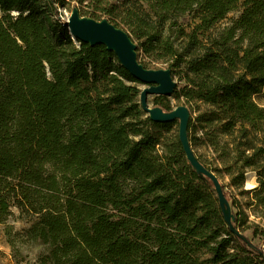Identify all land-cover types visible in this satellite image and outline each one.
Masks as SVG:
<instances>
[{
    "label": "trees",
    "instance_id": "obj_1",
    "mask_svg": "<svg viewBox=\"0 0 264 264\" xmlns=\"http://www.w3.org/2000/svg\"><path fill=\"white\" fill-rule=\"evenodd\" d=\"M74 6L126 30L144 66L171 70L172 96L198 110L193 151L213 153L198 160L241 194L256 171L247 205L264 215V0H0V223L17 208L39 264H264L252 241L264 228L221 184L245 238L230 230L178 121L151 120L115 54L71 37L58 17Z\"/></svg>",
    "mask_w": 264,
    "mask_h": 264
},
{
    "label": "water",
    "instance_id": "obj_2",
    "mask_svg": "<svg viewBox=\"0 0 264 264\" xmlns=\"http://www.w3.org/2000/svg\"><path fill=\"white\" fill-rule=\"evenodd\" d=\"M65 24L73 39L88 43L91 46L103 45L108 51L113 52L121 66L144 85L139 94V102L151 120L156 122L178 121V138L186 159L197 173L207 176L211 180L224 221L232 232L245 238L232 225L231 205L224 195L217 176L198 160L193 151L188 136L189 108L185 104H177L170 110H164L159 106L148 105L149 95L170 96L173 94L177 82L173 78L171 70L167 67L151 68L144 66L137 58L135 41L126 30L116 26L107 18L95 19L81 15L79 9L74 6Z\"/></svg>",
    "mask_w": 264,
    "mask_h": 264
},
{
    "label": "rangeland",
    "instance_id": "obj_3",
    "mask_svg": "<svg viewBox=\"0 0 264 264\" xmlns=\"http://www.w3.org/2000/svg\"><path fill=\"white\" fill-rule=\"evenodd\" d=\"M69 13L70 12L68 10L62 9L58 18L61 21H66ZM237 13V11H234L228 16H234ZM174 79L178 84H181V82L177 80L176 77H174ZM143 87V84L139 85L140 89H142ZM154 96L155 95L148 96L147 102L149 106L153 105ZM168 100L172 108L177 104H184L183 99H176L172 95L168 96ZM256 100L264 108V97L262 95L256 96ZM185 105L189 108L192 118H195L198 110L190 108V106L187 104ZM204 108L205 106H200V110ZM202 130L203 129L199 127L196 133L200 135L201 139L205 140L206 137L202 134ZM194 153L196 154L198 159H200V161H202L206 165H209L208 160L213 155L211 149L207 147H199L197 149L196 147H194ZM216 176L220 184L224 186V189L227 192L230 191L234 195V198L238 201V205H236V207H233L234 212L242 210L247 216L246 224H257L259 228H264V215L260 216V207L256 208V206L251 205V207L247 205V203L254 200L251 189L259 185L258 173L254 170L246 171L243 184V189L245 190V192H243L242 194L239 193V190L235 188L232 183H230L228 175H226L223 171ZM262 178L264 179V170L262 173ZM11 210L12 214L9 216L7 221L4 223H0V264H39V254L44 250V246L41 244L25 241V237L23 236V228H26L29 223L27 219L20 218L18 216L19 212L17 208L12 207ZM9 225L12 226V233L10 235V238L6 233V227ZM244 232L248 237L252 236L250 229H245ZM252 241L259 246L262 243L263 239L262 236L257 235L255 237H252Z\"/></svg>",
    "mask_w": 264,
    "mask_h": 264
},
{
    "label": "built area",
    "instance_id": "obj_4",
    "mask_svg": "<svg viewBox=\"0 0 264 264\" xmlns=\"http://www.w3.org/2000/svg\"><path fill=\"white\" fill-rule=\"evenodd\" d=\"M261 249H262V252H263V254H264V239H263V241H262V243H261Z\"/></svg>",
    "mask_w": 264,
    "mask_h": 264
}]
</instances>
